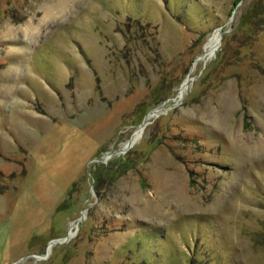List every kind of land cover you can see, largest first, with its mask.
Wrapping results in <instances>:
<instances>
[{"label":"rangeland","instance_id":"obj_1","mask_svg":"<svg viewBox=\"0 0 264 264\" xmlns=\"http://www.w3.org/2000/svg\"><path fill=\"white\" fill-rule=\"evenodd\" d=\"M0 264H264V0H0Z\"/></svg>","mask_w":264,"mask_h":264},{"label":"bare ground","instance_id":"obj_2","mask_svg":"<svg viewBox=\"0 0 264 264\" xmlns=\"http://www.w3.org/2000/svg\"><path fill=\"white\" fill-rule=\"evenodd\" d=\"M222 28H220L219 27V30H221ZM216 36H217V34H213L212 36H211V38L209 39V41H208V43L206 44V48L208 49V51L210 52L215 46H216ZM219 45V44H218ZM185 81V80H184ZM183 81V82H184ZM189 82V79H187L186 81H185V86H186V84ZM183 84V83H182ZM157 109H159V108H153L151 111H149V115L147 114L146 115V117H145V121H148L149 119H150V116L152 117V113H158V111H159V113L162 111V109H160V110H158V111H156ZM156 111V112H155ZM157 115V114H156ZM146 124V123H145ZM144 124V125H145ZM140 126V125H139ZM143 126V125H142ZM141 133H142V127H139V129L138 130H136L135 132H134V134H133V136H132V138L130 139V140H128L127 142H125L122 146H121V148H125L126 147V149H128L129 147H131L132 146V144H130V143H132L133 141H135V140H137L140 136H141ZM125 150L124 149H122V150H120V152H124ZM106 157H109V155H107Z\"/></svg>","mask_w":264,"mask_h":264},{"label":"water","instance_id":"obj_3","mask_svg":"<svg viewBox=\"0 0 264 264\" xmlns=\"http://www.w3.org/2000/svg\"><path fill=\"white\" fill-rule=\"evenodd\" d=\"M219 27L222 28L223 25H220ZM152 109H153V108H152ZM152 109L148 110V111L145 113L143 119H142L141 122L139 123L140 126L144 125V123H145V117H146V115L149 113V111H151Z\"/></svg>","mask_w":264,"mask_h":264},{"label":"trees","instance_id":"obj_4","mask_svg":"<svg viewBox=\"0 0 264 264\" xmlns=\"http://www.w3.org/2000/svg\"><path fill=\"white\" fill-rule=\"evenodd\" d=\"M129 25V24H128ZM138 25H142L141 23H138Z\"/></svg>","mask_w":264,"mask_h":264}]
</instances>
